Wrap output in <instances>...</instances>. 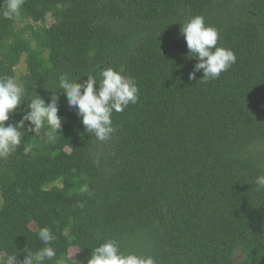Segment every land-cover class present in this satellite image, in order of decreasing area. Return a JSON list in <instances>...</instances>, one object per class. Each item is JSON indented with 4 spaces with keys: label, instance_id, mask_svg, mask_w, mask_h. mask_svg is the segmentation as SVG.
Listing matches in <instances>:
<instances>
[{
    "label": "trees",
    "instance_id": "16d2710c",
    "mask_svg": "<svg viewBox=\"0 0 264 264\" xmlns=\"http://www.w3.org/2000/svg\"><path fill=\"white\" fill-rule=\"evenodd\" d=\"M6 7L0 0V76L14 78L24 57L21 87L46 102L58 94L62 127L34 134L26 122L20 146L0 158L5 257L23 264L31 254L36 264L48 227L57 255L44 264L66 262L71 246L91 257L107 239L155 264H264L255 182L264 174V0H24L12 18ZM196 15L236 55L218 79L189 78L198 60L181 29ZM105 67L134 78L139 93L112 113L116 130L101 141L57 85L62 74L99 81ZM20 119L15 111L6 123Z\"/></svg>",
    "mask_w": 264,
    "mask_h": 264
},
{
    "label": "clouds",
    "instance_id": "9594fccd",
    "mask_svg": "<svg viewBox=\"0 0 264 264\" xmlns=\"http://www.w3.org/2000/svg\"><path fill=\"white\" fill-rule=\"evenodd\" d=\"M23 3L24 0H7L3 16H18ZM181 32L189 55L196 56L198 60L189 73L190 79H194L200 71L205 81L218 79L222 72L236 63V55L231 49L218 46L219 30L206 24L202 15H196L185 22ZM100 75L99 81L87 75L86 80L77 82L78 78L70 79L67 74H62L57 88L64 90L69 107L76 109L85 130L94 134L97 140L103 141L116 130L112 113L122 112L130 104L137 103L139 88L134 78L125 77L111 67L102 68ZM97 81L98 88L95 87ZM26 97L28 102L21 108ZM58 101V94H53L47 102L38 93L30 96L12 77L0 76V158H7L20 146L21 130H24L26 122L27 131L34 134H38L45 123L51 130L58 132L62 127ZM15 111L21 112V119L15 123H6ZM48 139H53L51 134ZM255 182L259 188H264V174L258 175ZM79 206L83 207V204ZM38 235L45 247L35 255V261L36 264H44L45 260H52L57 255L51 246L55 236L48 227L41 228ZM0 264H17V256L9 255L0 259ZM23 264H32L31 254L26 255ZM87 264H155V260L152 256L124 253L117 240L107 239L92 250Z\"/></svg>",
    "mask_w": 264,
    "mask_h": 264
},
{
    "label": "rangeland",
    "instance_id": "374dc122",
    "mask_svg": "<svg viewBox=\"0 0 264 264\" xmlns=\"http://www.w3.org/2000/svg\"><path fill=\"white\" fill-rule=\"evenodd\" d=\"M52 22V17L49 14L47 16V22L46 24H50ZM25 24H33V25H38V24H34V22L30 21V20H19L17 25L18 26H23ZM26 72V65L24 63V57L21 59V61L19 62V64L15 67V76H14V80L21 86V76ZM31 228L34 229L35 228V224L31 223ZM237 257H239V254H237ZM5 258V254L3 252H0V259ZM90 259V257H87L85 255H83L81 253V251L76 247V246H71L69 248L68 251V258L67 261L62 263V264H77V261L79 262V264H87L88 260Z\"/></svg>",
    "mask_w": 264,
    "mask_h": 264
}]
</instances>
